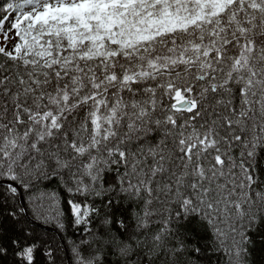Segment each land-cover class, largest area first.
I'll return each mask as SVG.
<instances>
[{
  "label": "snow or ice",
  "instance_id": "1",
  "mask_svg": "<svg viewBox=\"0 0 264 264\" xmlns=\"http://www.w3.org/2000/svg\"><path fill=\"white\" fill-rule=\"evenodd\" d=\"M38 251L264 264V0H0V264Z\"/></svg>",
  "mask_w": 264,
  "mask_h": 264
},
{
  "label": "trees",
  "instance_id": "2",
  "mask_svg": "<svg viewBox=\"0 0 264 264\" xmlns=\"http://www.w3.org/2000/svg\"><path fill=\"white\" fill-rule=\"evenodd\" d=\"M43 226H45V227H43ZM34 227L36 228V232H37L38 235H44L46 231H47L48 234H52L51 225H45V224H42L41 222L37 221L35 223ZM57 240H59V236H57ZM67 242L70 245L71 244V239H68ZM60 254L64 255V250H61ZM36 262H37V264H43V262H44V257H43V255L41 254L40 251H38L37 254H36Z\"/></svg>",
  "mask_w": 264,
  "mask_h": 264
},
{
  "label": "water",
  "instance_id": "3",
  "mask_svg": "<svg viewBox=\"0 0 264 264\" xmlns=\"http://www.w3.org/2000/svg\"><path fill=\"white\" fill-rule=\"evenodd\" d=\"M43 227H45V226H43ZM50 228V227H49ZM52 229V228H51Z\"/></svg>",
  "mask_w": 264,
  "mask_h": 264
}]
</instances>
